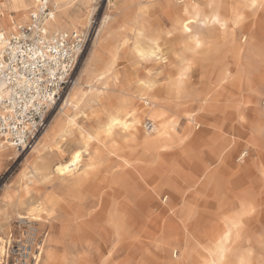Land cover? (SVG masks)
Wrapping results in <instances>:
<instances>
[{
	"label": "bare ground",
	"instance_id": "6f19581e",
	"mask_svg": "<svg viewBox=\"0 0 264 264\" xmlns=\"http://www.w3.org/2000/svg\"><path fill=\"white\" fill-rule=\"evenodd\" d=\"M166 1L169 28L165 30L161 25L151 26L150 33L147 34L149 0H127L125 8L129 9L131 25L125 23L126 26L114 33L113 42H117V46H120L125 53L128 41H132L127 38L130 35L128 30H131L136 37L134 50L131 49L135 59L152 61L161 65L166 61L161 41L166 35L176 32L183 50L190 54L188 67L195 65L196 58H200L206 67L205 75L209 78V82L205 91L197 92L191 86L188 67L184 69L178 67L179 70L175 72L168 71L165 74V80H161L157 73L152 72L145 78L140 76L134 78L126 66L117 67L118 60L126 56L118 54L116 47L112 45L113 42L109 43V40L108 43L111 45L107 47V50H109L110 58L105 60L102 68L104 72H107V81H111L119 90L120 96L113 110H110L108 115L104 113L107 117L97 131V136L91 134L88 136L100 141L103 146L102 152L113 162L108 166L109 174L81 173L83 153L86 149L79 147L72 149L67 158L54 165L40 159L38 166L32 167L24 187L27 188L28 182H32L38 168L54 172L60 185L66 187L65 197L67 196L75 206L76 218L97 215L104 221V230L111 229L120 242H123L127 236L140 241L142 237L140 232L145 230V233L152 236H160V240L155 243L157 249L165 250L172 245L178 246L182 256H187L188 263L195 264L196 252L206 251L210 264H223L236 221L223 218V225L220 228L201 223L198 219L201 212L197 208L199 194H205L206 198L203 199L205 202L209 197L219 200L218 191L221 187L225 190L245 188L253 172L250 170L245 173L238 170L229 174L226 171H217L212 175V162L223 159L222 164H226L227 156L222 158L221 152L214 143L205 140L198 129L203 115L209 114L215 117V120L217 118L224 121L231 117L229 101L242 92V82H245L244 90L249 91L252 97H257L259 94L255 79L248 75V71L236 76L228 67L220 63V57L225 54L227 51L225 48L230 45L228 51L237 59L243 57L246 45L260 50L256 31L250 30L243 33L241 35L243 44L235 43L233 36L234 27L241 23L244 13L248 15L250 11L252 20L254 19L255 22L264 21V0ZM36 2L37 0H3V3H0L2 7L0 8V48L5 44L2 36L8 35L18 24L27 22L29 11L36 6ZM49 2L53 14L46 21L48 32L70 31L60 30L67 26L80 30L85 26L82 11L70 14V10L76 5H87L90 0H49ZM8 8L15 12V18L9 17ZM127 34L129 35L126 36ZM145 36L147 41L144 44L139 43V39ZM247 39L249 41L246 43ZM249 48L248 50L252 51ZM78 94L80 93L72 88L61 109H64L71 99L77 98ZM143 119L151 122V129L142 127L143 131L139 130ZM179 120L184 122L181 127H178ZM75 124L74 117H67L62 126H58V121L55 120L52 125L41 131L43 138L37 143L46 147L55 136L62 140L66 134L74 130ZM14 149L17 151L19 148L0 140V168L4 161L11 158ZM246 154L247 151L241 154L238 160ZM259 159L258 162L262 164ZM164 185L171 192V198L178 200L181 204L178 208L166 204L164 211L167 213V218L158 225L155 214L145 207L152 205ZM29 199L17 197L12 201L9 198L6 205L10 204L12 212L19 218L47 219L52 212V201ZM166 199L167 196L165 201ZM248 203H243L245 213L252 209L251 203ZM141 216L146 219L143 225L144 230L142 221L139 220ZM194 225L197 226L195 227L197 231L194 230ZM30 244L32 248L33 242ZM49 245L50 241L47 239L43 240L42 244L41 242L38 244L40 251L37 264H40L44 257L52 259ZM9 248L10 245L7 248L6 241L0 237V258L9 251ZM147 259H140L136 264H163L161 257L152 261Z\"/></svg>",
	"mask_w": 264,
	"mask_h": 264
},
{
	"label": "rangeland",
	"instance_id": "374dc122",
	"mask_svg": "<svg viewBox=\"0 0 264 264\" xmlns=\"http://www.w3.org/2000/svg\"><path fill=\"white\" fill-rule=\"evenodd\" d=\"M126 2L127 0H90L89 4L76 5L70 10V14H76L79 10L82 11V15L85 17V26L77 31L84 32L87 41L73 72V80L63 89L58 101L48 112L43 131L55 120L58 121V126H62L67 117L75 118L74 130L70 132L71 134H66L62 140L55 136L46 147L37 143L43 138V135L40 134L43 132L41 130L42 132L40 131L28 145L19 148L17 151L14 149L11 158L4 161L0 168V237L6 241L7 248L9 245L10 247L22 248L23 244H28L31 237L34 245L40 242L42 244L45 239L49 240L48 248L51 250L52 259L44 257L40 264H118L119 262L121 264H136L140 259L148 258L147 260L152 261L157 257H161L163 264H192L188 263L186 255L182 256L178 246L172 245L165 250L157 249L155 243L160 240V236L145 233L143 225L146 219L142 216L139 217V220L142 221L144 231L140 232L142 234L140 241L127 236L123 242L117 239L111 229L104 230V221L100 220L101 218L97 215L81 219L76 218L75 206L67 196L65 197L66 187L60 185L54 172H48L40 167L36 170L32 182L29 181L27 188L24 187L34 165L38 166L43 159V161L47 160L54 165L67 158L72 149L79 147L86 149V152L83 153L81 173L109 174L107 169H109V164L112 165L113 162L102 152L103 146H101L100 141L97 138H88V136L89 134L96 135L120 96L119 90L113 86L111 81H109L110 83L107 81V72H104L102 67H104L105 60L110 58L107 47L109 48L111 45L109 43L113 42L114 33L119 32L123 26L131 25L129 9L125 8ZM0 3H3V0H0ZM149 5L150 12L147 16V28L149 29L146 30V33L149 34L151 26L155 27L156 25H161L165 30L168 29L170 25L167 23V1L149 0ZM0 8H2L1 4ZM11 10L8 8L7 14L11 18H15V12ZM115 12L119 13L116 14ZM250 13V11L248 15L244 13L241 23L234 27V42L243 44L241 35L250 30L256 31L260 50L254 47L249 48L246 45L243 57L237 59L228 51L230 45L225 48L227 51L220 57V63L228 67L236 76L248 71V75L255 79L259 94L257 97H252L249 91L244 90L245 82H242L240 95H235L229 101L228 108L231 111V117L224 121L217 118L215 120V117L209 114L203 115L198 129L205 140L214 143L221 152L222 158L227 156L226 164H222L223 159L212 162V175L217 171H226L229 174L238 170L245 173L250 170L253 172L251 180L246 183L245 188L230 187L231 189L225 190L224 187H221L218 191L219 200L209 197L205 202L203 201L206 198L205 194H199L197 208L201 212L198 216L201 223L220 228L223 225V218L236 221L223 264H264V21L255 22ZM63 29L76 30L68 26L60 30ZM130 31L128 30L130 35L127 34L126 36L129 35L127 38L132 41H128V48L125 53L120 46H117V42H113L112 45L116 47L118 54H125L126 56L118 60L117 67L126 66L134 78L139 76L145 78L152 72L157 73L161 80H165V74L168 71L175 72V70H179L178 67L180 69L181 67L182 69L188 67L190 54L183 50L176 32V34L166 35L162 39L161 48L166 61L159 65L152 61L146 62L135 59L131 49L134 50L136 37ZM108 35L110 37H107ZM146 41V36L139 39L141 44ZM248 41L247 39L245 42ZM129 43L132 44V47L131 44L129 46ZM248 48L252 51H249ZM196 60L198 62L196 61L197 63L195 62L193 67H188L191 86L197 92H204L209 78L205 75L204 63L200 58H196ZM72 88L81 95L78 94L77 98L71 99V102L64 109H61ZM87 99L90 100L87 101ZM143 120L139 127L140 131H143L142 127L147 121ZM183 124V120H179L178 127ZM245 151L247 154L238 160ZM258 159L262 161V164L258 162ZM165 186L159 190L157 195L159 197L156 196L152 205L145 207L155 214L156 221L159 222L158 225L167 218L164 208L168 204L175 208L181 204L178 200L171 198V192ZM113 194L112 196H114ZM17 197L42 202L51 200L52 212L45 220L28 217L19 218L12 212L11 205H6L9 198L13 201ZM243 203H251L252 209L245 213ZM141 223L139 224L141 225ZM193 227L197 231V228L195 229L197 226L194 225ZM9 252L10 248L0 258V264H13L14 260L19 257V255H14V259L10 260L9 257L7 259ZM195 255L197 256L195 264H210L206 251L203 253L196 252Z\"/></svg>",
	"mask_w": 264,
	"mask_h": 264
},
{
	"label": "built area",
	"instance_id": "2783aa9c",
	"mask_svg": "<svg viewBox=\"0 0 264 264\" xmlns=\"http://www.w3.org/2000/svg\"><path fill=\"white\" fill-rule=\"evenodd\" d=\"M49 0H37L27 22L18 24L0 48V140L23 148L44 129L48 112L63 89L72 82L73 72L86 45L82 31L48 32L52 17ZM145 129L152 127L150 121ZM10 247L13 264H37L36 243Z\"/></svg>",
	"mask_w": 264,
	"mask_h": 264
}]
</instances>
